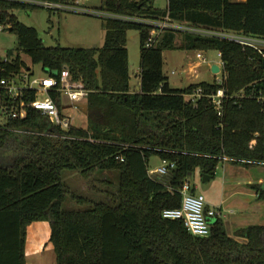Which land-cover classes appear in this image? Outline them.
Returning a JSON list of instances; mask_svg holds the SVG:
<instances>
[{"label": "trees", "instance_id": "16d2710c", "mask_svg": "<svg viewBox=\"0 0 264 264\" xmlns=\"http://www.w3.org/2000/svg\"><path fill=\"white\" fill-rule=\"evenodd\" d=\"M151 1L100 0L99 10L168 13L177 20L264 36V0H167L164 8ZM36 7L0 0V22L15 32L19 50L32 63L49 73L67 68L72 79L83 82L87 126L71 128L70 138L47 135L46 117L30 107L24 118L0 124V158L11 151L8 163L0 162V264H26V226L36 220L49 222L56 264H264V224L240 227L231 236L217 218L209 235L194 236L181 219L161 215L180 206L179 188L196 168L213 177L224 158L245 166L264 162V99L233 96L241 89L264 96L261 55L226 39L183 33L180 48L221 53L223 83L172 88L163 72V50L176 46V32L166 31L146 47L147 25L98 15L105 30L100 47L45 46L35 27L11 13ZM130 29L139 34L137 90L130 86ZM10 54L9 67L27 66L19 52ZM220 86L231 95L220 116L207 97L193 103L185 96L196 88L210 94ZM0 103L11 105L1 91ZM153 155L175 164L162 179L148 173ZM65 169L79 172L109 200L71 190L62 181ZM105 172H114V181L102 178ZM251 187L264 199L262 185ZM67 200L76 207H64Z\"/></svg>", "mask_w": 264, "mask_h": 264}, {"label": "rangeland", "instance_id": "374dc122", "mask_svg": "<svg viewBox=\"0 0 264 264\" xmlns=\"http://www.w3.org/2000/svg\"><path fill=\"white\" fill-rule=\"evenodd\" d=\"M72 4L83 5L91 11L100 12V0H66ZM151 3L158 8H164L167 0H152ZM78 12L71 10H62L60 12L37 6L34 9L19 8L11 11L19 21L33 26L37 29L39 37L45 46L60 45L63 47H100L104 41L105 30L102 26V18L94 12ZM182 33H177L175 38V47L163 50V72L168 77L169 85L172 88H184L191 83L201 81L213 82L221 77V72L213 73L211 63L220 61L216 49H182L179 47L182 41ZM126 48L128 51V68L131 83L136 80L139 72V34L135 29L127 32ZM0 49L9 52H19L21 58L34 72L32 77L44 76L45 70L40 63H32L27 54L19 50L18 41L15 32L9 28L0 31ZM201 52L206 57V61L201 62L196 53ZM175 73H171V71ZM130 83V84H131ZM85 102V101H84ZM64 114L72 117L74 126L85 128L87 126V115L79 108L66 107ZM5 118L0 117V123H4ZM11 151L3 154V160L8 163ZM225 162V160H223ZM226 165L221 162L217 166L214 176L204 179L199 168H196L187 181L194 187L196 193H202L206 203L210 206L222 207L221 211L225 216L222 217L224 225L227 221H240L243 224H264V205L259 208V202L256 197L249 195L251 189L246 187V181L255 182L254 185L264 188V162L253 163L245 166L242 163H232L230 160ZM161 164L158 156H151L149 159V169ZM114 172H105L102 178L108 177L114 181ZM263 180L256 183L258 176ZM162 179L164 175H152ZM116 177V176H115ZM228 180H234L239 185H226ZM62 181L65 182L71 190L80 195L102 198L109 200L104 193L96 192L91 184L83 179L79 172L73 170H63ZM227 181V182H226ZM97 188H104L103 184L97 183ZM258 204V205H257ZM260 204L262 201H260ZM64 207H76L72 201H65ZM229 211V212H228ZM232 211V212H231ZM236 218V219H235ZM228 234L236 236L234 231L237 226H227ZM49 222L47 220H36L26 226L25 240V262L26 264H56L55 253L52 244L49 242Z\"/></svg>", "mask_w": 264, "mask_h": 264}, {"label": "built area", "instance_id": "2783aa9c", "mask_svg": "<svg viewBox=\"0 0 264 264\" xmlns=\"http://www.w3.org/2000/svg\"><path fill=\"white\" fill-rule=\"evenodd\" d=\"M24 1L26 3L42 6L53 11L71 10L78 12H89V8L83 5L72 4L62 1L50 0H11ZM86 2L87 0H82ZM98 15L111 17L122 20H130L142 23L149 27L148 36L144 45L153 46L166 31L176 33H190L193 35L222 38L233 41L241 46L243 50L252 49L261 55L264 59V36L256 34L243 33L242 31L228 30L224 28H214L206 25L194 24L186 20H177L169 16L168 13L158 16L147 15H123L109 12H96ZM9 28L8 24L0 22V31ZM220 57V52L217 51ZM196 57L201 61H206V57L201 52L196 53ZM14 58L9 51L0 49V91L7 97L11 105L8 107L0 103V117L7 118H24L27 114V108L30 107L39 111L46 117L51 129L44 134L61 138H70L68 131L76 127L72 122L70 115L62 111L66 107L80 109V104L86 100L88 90L83 82L72 79L67 68L49 73L45 71L44 76L32 77L33 70L29 66L22 65L19 68L9 67ZM219 72H222L223 63L219 61ZM218 72V73H219ZM171 73H175L173 70ZM218 84L223 83V77L216 81ZM32 99L26 97L31 95ZM186 98L196 103L198 98L205 96L209 99L212 107L220 116L224 99L231 97L220 86L215 92L204 94L201 88H196L192 93L185 94ZM234 97L253 96L258 100L264 99L262 95H253L246 93L241 89ZM55 97L59 98L60 106L57 104ZM3 124V123H0ZM122 160V158H121ZM175 166L174 162L161 160V164L148 170L151 175H165L169 169ZM193 186L188 181H184L179 188L182 198L180 206L176 208H165L162 210V217L169 219H181L185 228L194 236H207L210 233V225L223 216L221 208L218 206L207 207L205 197L202 193L192 192Z\"/></svg>", "mask_w": 264, "mask_h": 264}, {"label": "crops", "instance_id": "0c3cea01", "mask_svg": "<svg viewBox=\"0 0 264 264\" xmlns=\"http://www.w3.org/2000/svg\"><path fill=\"white\" fill-rule=\"evenodd\" d=\"M213 64H215V63H211V66L213 65ZM216 64H219V62H217ZM130 83H131V79H130ZM130 86H131V89L132 90H137L138 89V86H139V76H138V74L136 75V80L133 82V83H131L130 84ZM223 160H225V162H223L222 161V163H223V165L225 164H227L228 162H226V161H229V159L228 158H224ZM263 180V178L259 175L258 176V178H257V181H256V183H259V182H261ZM227 182V181H226ZM237 183V184H236ZM255 182H249V181H246L245 183H242V184H246V187H251V184H254ZM227 186L228 185H239V183L237 182V181H234V180H228V183H225ZM253 189V188H252ZM249 191H250V193H249V195L251 196V197H256V195H257V193H256V190H255V192L253 193V191L251 190V189H248ZM194 192L196 193V191L194 190ZM258 199V198H257ZM260 201H262V203H264V199H260V200H258V202H259V208L261 209L262 208V206L261 205H264V204H260ZM206 205H207V207H210V205H208V203H206ZM258 205V204H257ZM219 207L222 209V207L219 205ZM229 212V211H228ZM232 212V211H231ZM223 213V212H222ZM223 216H225L224 214H223ZM222 216V217H223ZM221 217V218H222ZM236 219V218H235ZM224 221V220H223ZM225 222V221H224ZM229 225H232V226H237V229L238 228H240V227H244V226H247V224H243V223H240V221L238 222V221H235V220H232V221H227L226 222V225H225V228H227V226H229ZM249 225V224H248ZM237 229H235V230H237ZM226 231H227V229H226ZM235 232V231H234ZM227 233H228V231H227Z\"/></svg>", "mask_w": 264, "mask_h": 264}, {"label": "water", "instance_id": "95a60500", "mask_svg": "<svg viewBox=\"0 0 264 264\" xmlns=\"http://www.w3.org/2000/svg\"><path fill=\"white\" fill-rule=\"evenodd\" d=\"M262 64H263V67H264V59L262 60ZM211 70H212L213 73H218V72H219V65L216 64V63L213 64V65L211 66ZM138 88H139V86H138ZM80 109H81L84 113L87 112V104H86V102H83V103L80 104ZM202 175H203V178H204V179H208V178H210L209 175H206V174H202Z\"/></svg>", "mask_w": 264, "mask_h": 264}]
</instances>
